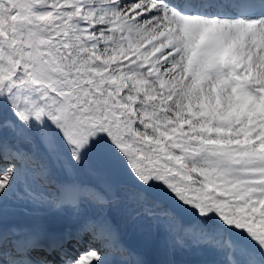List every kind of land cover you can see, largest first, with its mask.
<instances>
[{
  "label": "snow or ice",
  "instance_id": "6c2138e0",
  "mask_svg": "<svg viewBox=\"0 0 264 264\" xmlns=\"http://www.w3.org/2000/svg\"><path fill=\"white\" fill-rule=\"evenodd\" d=\"M0 264H264V0H0Z\"/></svg>",
  "mask_w": 264,
  "mask_h": 264
},
{
  "label": "rangeland",
  "instance_id": "374dc122",
  "mask_svg": "<svg viewBox=\"0 0 264 264\" xmlns=\"http://www.w3.org/2000/svg\"><path fill=\"white\" fill-rule=\"evenodd\" d=\"M127 236H128V243L131 245V246H133V247H136L137 245H138V241H137V239H136V237L135 236H133V235H131V234H127Z\"/></svg>",
  "mask_w": 264,
  "mask_h": 264
},
{
  "label": "bare ground",
  "instance_id": "6f19581e",
  "mask_svg": "<svg viewBox=\"0 0 264 264\" xmlns=\"http://www.w3.org/2000/svg\"><path fill=\"white\" fill-rule=\"evenodd\" d=\"M125 239H126V242L128 243V236H127V234L125 235ZM131 244V243H130Z\"/></svg>",
  "mask_w": 264,
  "mask_h": 264
}]
</instances>
